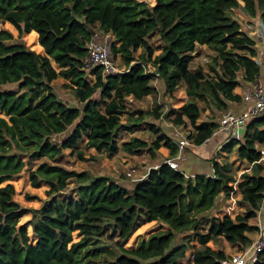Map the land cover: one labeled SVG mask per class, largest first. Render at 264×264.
I'll use <instances>...</instances> for the list:
<instances>
[{
    "label": "trees",
    "instance_id": "obj_1",
    "mask_svg": "<svg viewBox=\"0 0 264 264\" xmlns=\"http://www.w3.org/2000/svg\"><path fill=\"white\" fill-rule=\"evenodd\" d=\"M251 20L260 21L264 31V0H0V110L8 118L0 117V264H183L188 250H193L190 264H221L230 255L218 241L247 250L258 232L257 212L264 199L259 150L264 147V115L248 125L242 139L229 136L222 148H237L239 160L251 166L240 177L231 163L216 158L211 176L186 177L170 168L159 150L169 149V158L178 155L174 134L154 124L156 140L135 138L122 146L133 155L148 151L158 164L132 190L110 177L69 170L61 162L66 150L81 161L89 149L111 157L120 151L119 130L133 132L146 117L160 120L164 109L155 81L171 96L180 86L185 89L188 101L171 109L168 119L177 127L190 126L193 145L208 144L223 115L242 100L235 89L259 79L264 61L257 59V43L242 24ZM5 23L19 37L26 34L31 48L22 41L8 44L14 35ZM99 33L113 37L111 56L115 62L119 58L125 71L106 81L94 71L91 85L84 60L88 43ZM153 37L162 49L151 43ZM199 46L216 54L209 71L191 69ZM148 65L156 73L148 72ZM60 77L70 82L68 89L80 107L67 105L55 93L53 83ZM150 96L154 108L140 110L135 118L136 103ZM206 111L212 116L199 123ZM26 170L33 188L49 187L50 199L39 209L22 207L14 200V186L6 184ZM72 182L78 200L60 199ZM236 195L245 213L220 219L219 209L213 212L218 200ZM28 213L31 220L18 226ZM151 222L167 230L141 240L135 250L119 244L108 252L99 246L110 230L124 243ZM27 227L37 237L35 245ZM75 232L78 242L73 241ZM179 233L187 234L177 244ZM252 264H264V251Z\"/></svg>",
    "mask_w": 264,
    "mask_h": 264
},
{
    "label": "rangeland",
    "instance_id": "obj_2",
    "mask_svg": "<svg viewBox=\"0 0 264 264\" xmlns=\"http://www.w3.org/2000/svg\"><path fill=\"white\" fill-rule=\"evenodd\" d=\"M146 1V0H142ZM242 13V12H241ZM243 15V13H242ZM244 17V16H243ZM247 21L248 18L244 17ZM245 22L243 24V31H245L252 39H254L257 43L258 48V57L257 59L264 61V31L261 28L260 21L257 20H251ZM1 24V23H0ZM4 28L10 31L14 35V41L9 42L8 44H14L18 41H22L25 43L26 46L31 48L26 39L25 35L23 34L21 37H19L18 30L11 24L5 23ZM113 40V37L111 35H104V34H98L97 37H95V41L102 44L103 46H107L110 48L111 42ZM151 43L159 49L163 48V43L159 40L158 37L151 38ZM142 50L140 49L136 56H139L142 54ZM161 50L155 52V56L159 55ZM40 55H45L44 53ZM216 56V54L207 46H199L197 48L196 53H194V59L191 63V69L196 71L198 68H203L206 71L210 70V65L213 64V59ZM53 67L57 70V72L61 71V68L55 63L54 60H51ZM116 65L119 69L123 70L124 67H120V60L119 58L116 60ZM86 80L93 85L96 82V77L89 73V75L86 76ZM259 81L261 84H264V62L261 63V70L259 75ZM70 86V82L65 80L64 78L60 77L53 83V88L55 93L59 96V98L64 101L69 106H78L80 107V104L76 99L74 98L71 91L68 89ZM154 87L157 90V101L159 105H161L164 109V115L160 120L154 121L151 118H145L142 120V122L139 124V126L133 131V132H126L124 130H119L116 134V141L118 143V146L120 147V151L113 155L108 156L107 154H98L94 149H89L85 151L86 160L81 161L75 156L71 154V151L66 150L64 152V156L62 158L61 164L65 166L69 170H76L79 172L82 171H88L93 173V175L97 176H106L110 177L113 180L116 181V179H119L116 182H127V184L124 187L127 189H133L138 182L147 175V173L150 171L152 167L155 166L156 161L151 158L148 151H141L140 155L138 154L133 155L125 151L122 146L126 143H130L133 141V139H143L147 141L148 143L153 142L157 139L158 135L154 133V131L151 128V124H154L157 128H160L164 133H167L171 135V133H176L175 131L183 134L184 138L188 140L190 144H192L190 136L193 133V130L189 127H177L174 126L171 120L168 119V115L172 110L178 109L182 107L187 101L188 96L186 94V91L183 87H179L177 91L175 92L174 96L168 95L165 92V86L160 81L154 82ZM155 104V97L150 96L146 100H144L141 104H136V107H134V117L137 118L140 115V110L142 111H148L154 108ZM233 114L237 117L241 116L244 112L249 111V106L244 102L241 104H238L236 107H233ZM212 114H210L209 111H206L202 117L199 123H201L204 120H207ZM0 117L8 119L4 113L0 110ZM128 119V115L125 114L122 117L123 123H126V120ZM174 140L179 141L175 138ZM199 150H202V148L197 147ZM262 148V147H261ZM259 148V150H261ZM192 145L187 146L182 152L181 156L184 157V161L180 162L181 170L180 172L183 173L186 177H194L196 175L203 176V174H211L212 172V165L207 162L201 160V156H199L196 153H193L195 151ZM95 157V159H93ZM217 159L219 163H224L225 161L231 163L234 168L236 169L238 177H240L244 172H249L251 169V166L247 162H242L239 160L237 155V148H235L232 152H225L221 149L219 153L213 157V159ZM38 161L33 163L32 169H36L41 163L45 162ZM263 161H264V155H263ZM138 166L144 167V172ZM128 172H134L132 177H127ZM30 171L26 170L24 171L19 177L14 178V183H6V184H12L15 188V196L14 200L18 202L22 207L27 209H39L43 203L50 199L47 195V191L49 190V187L46 184H41V187L39 188H33L30 183L29 178ZM121 177H124L123 180ZM135 179H138V182H133ZM12 181V180H11ZM130 181V182H129ZM137 181V180H136ZM5 186V185H4ZM3 187V186H2ZM132 187V188H131ZM76 186L75 183H69L68 189L59 195L60 199H68V198H74L75 200H78V197L76 194ZM241 196L236 195L234 198H230L229 200H218V203L216 207L213 209H219L218 215L220 219L224 218L225 215H230L231 217L235 218L237 215H243L246 211V208L240 204ZM32 218V214L28 213L25 215L22 219H20L18 226H22L26 223H28ZM255 224V222H253ZM28 235L30 238V244L35 245L37 242V237L34 235L32 228L27 227ZM161 230H167V228L163 227L162 224L157 222H151L146 223L144 225H141L137 228L135 233L132 235V237L127 242H120L119 239L115 236L114 232L112 230L107 233V235L100 241L99 246H104L106 249L105 251H115L116 246L119 244L122 245L124 249L127 250H135L138 243L141 240H146L149 236L152 234H155L157 232H160ZM185 234L179 233L177 234L176 242L177 244L182 243V237ZM257 237V234H255V238ZM81 239V237L78 235V232H75L73 234V241L78 242ZM218 245H222L229 253V255H233L237 252H239L238 247L230 245L228 243H225L224 241H218ZM194 247H198L199 244L197 241H194L192 243ZM215 242L211 243L212 247H215ZM193 250L187 251V260L183 261V264H190L189 258L192 257ZM105 256L108 255L107 252H104Z\"/></svg>",
    "mask_w": 264,
    "mask_h": 264
},
{
    "label": "built area",
    "instance_id": "obj_3",
    "mask_svg": "<svg viewBox=\"0 0 264 264\" xmlns=\"http://www.w3.org/2000/svg\"><path fill=\"white\" fill-rule=\"evenodd\" d=\"M87 51L88 54L84 60V69L88 73L98 71L101 73L102 79L106 81L109 77L125 71V69L121 70L116 65L115 60H113L111 56L110 48L96 42L95 38H92L88 43ZM147 68L148 72L153 71L156 73L151 65H148ZM242 100L249 106V111L244 112L239 117L235 116L230 111L225 113L223 116L224 123L217 131H215L214 136L223 133L228 136L233 135L243 138L248 125L256 117L264 115V84H261L258 81L254 83L245 91ZM129 101L131 103L133 102L132 99ZM174 136L179 140H174V143L178 147L180 153L173 160L167 161V164L170 168L178 171L180 169V162L185 160L184 157L181 156V152L185 147L192 144H190L188 140L184 138L183 134L179 132H176ZM208 141L209 139L206 140L205 143H208ZM260 152L262 153L263 160L264 150H261ZM133 173L134 172H128L127 177H132ZM256 222L258 226L257 237L251 246L245 251H239L230 255L221 264H252L256 260L257 255L264 251V199L257 212ZM191 258L193 259V255Z\"/></svg>",
    "mask_w": 264,
    "mask_h": 264
},
{
    "label": "crops",
    "instance_id": "obj_4",
    "mask_svg": "<svg viewBox=\"0 0 264 264\" xmlns=\"http://www.w3.org/2000/svg\"><path fill=\"white\" fill-rule=\"evenodd\" d=\"M258 82H260L259 81V79H258ZM261 83V82H260ZM248 88H250L249 86H247V87H245V85L244 84H241V86H239V87H237L236 89H235V94H237V95H240L241 96V99H242V96L244 95V93H245V91L248 89ZM142 103V102H141ZM141 103H139V104H141ZM241 103H244L243 102V100H241V102H239V103H234V104H232L231 106H230V108H229V110L228 111H230V112H232L233 113V110H234V108L233 107H236L238 104H241ZM137 105H138V103H136ZM224 116V115H223ZM223 123H224V121L222 122V124H220V127L223 125ZM219 127V128H220ZM178 130H176L175 132H177ZM174 135H175V133H174ZM231 137H236V136H233V135H231ZM237 138H239V137H237ZM242 139V138H241ZM229 140V136L228 135H226V134H223V133H219L218 135H216L214 138H212L211 140H209V143L208 144H205V145H202V146H195V145H193L192 144V147L193 148H196V149H194L195 151H193V153H196V154H198L199 156H201V160H203V161H207V162H209L211 165H212V172H211V174H208V173H206V174H203V176H211V175H213V164H212V159H213V157H215V155L217 154V153H219L220 151H221V149L224 147V145L226 144V142ZM197 147H200V148H202V150H199ZM186 148V147H185ZM261 150H264V147L263 148H261ZM260 150V151H261ZM149 153V152H148ZM159 153H160V160H163V159H167V161H169V160H173L174 158H169L170 156V151H169V149H167V148H161L160 150H159ZM180 152H178V154H179ZM138 155V154H137ZM136 155V156H137ZM140 155V154H139ZM150 155V154H149ZM158 167V164H157V162H156V164H155V166L154 167H152L151 169H156ZM138 168H140L141 170H143V172L145 171L144 170V167H142V166H138ZM150 169V170H151ZM181 170V165H180V169H179V171ZM150 172V171H149ZM148 172V173H149ZM148 173H147V175H148ZM147 175H145L144 176V174H143V178L140 180V182H144L146 179H147ZM196 176H199V175H196ZM195 177V176H194ZM123 178L124 177H121V179L123 180ZM193 178V177H192ZM120 179V178H119ZM119 179H116V181H118ZM137 180V181H136ZM130 182V181H129ZM133 182H138V179H135V181H133ZM140 182H138V183H140ZM117 183H119V184H121V185H123V184H127V182H123L122 183V181L121 182H117ZM137 183V184H138ZM136 184V185H137ZM123 186H126V185H123ZM136 187V186H135ZM126 188V187H125ZM132 188V187H131ZM130 190H132V189H130ZM153 223V222H152Z\"/></svg>",
    "mask_w": 264,
    "mask_h": 264
},
{
    "label": "water",
    "instance_id": "obj_5",
    "mask_svg": "<svg viewBox=\"0 0 264 264\" xmlns=\"http://www.w3.org/2000/svg\"><path fill=\"white\" fill-rule=\"evenodd\" d=\"M1 188V187H0Z\"/></svg>",
    "mask_w": 264,
    "mask_h": 264
}]
</instances>
